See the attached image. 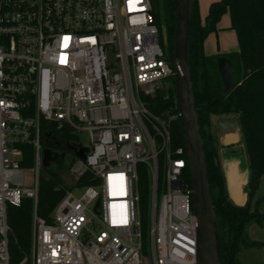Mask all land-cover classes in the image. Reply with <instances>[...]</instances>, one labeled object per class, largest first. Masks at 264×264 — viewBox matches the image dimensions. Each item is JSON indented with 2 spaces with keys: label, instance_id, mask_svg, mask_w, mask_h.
I'll list each match as a JSON object with an SVG mask.
<instances>
[{
  "label": "built area",
  "instance_id": "obj_1",
  "mask_svg": "<svg viewBox=\"0 0 264 264\" xmlns=\"http://www.w3.org/2000/svg\"><path fill=\"white\" fill-rule=\"evenodd\" d=\"M153 2L0 0V264H12L8 211L25 199L31 253L16 264L196 263L187 155L172 141L179 113L150 109L174 77ZM41 121L90 140L85 160L64 158L72 185L48 220L36 214ZM141 165L150 177L145 226Z\"/></svg>",
  "mask_w": 264,
  "mask_h": 264
},
{
  "label": "trees",
  "instance_id": "obj_2",
  "mask_svg": "<svg viewBox=\"0 0 264 264\" xmlns=\"http://www.w3.org/2000/svg\"><path fill=\"white\" fill-rule=\"evenodd\" d=\"M177 0H154L152 15L159 32L164 30L167 39L166 56L171 61ZM227 14L229 29L235 33L238 50L227 55H206L203 45L211 33L218 31L220 18ZM228 59L233 71V86L222 94V85L217 73L216 58ZM190 80L194 96L200 136L206 161L207 180L217 227V247L220 264H240L241 249L262 248L264 242L246 241L248 225L264 226V213L259 211L260 200L253 204L264 176V0H219L210 4L204 22H201L195 0L190 25L189 39ZM166 92L160 93L150 103V109L157 113L162 110L177 112L173 78ZM236 117L242 143L248 161V200L244 206H235L229 199L216 155L214 137L211 132L213 117ZM180 121L172 125V141L175 146H184ZM42 144L51 134L61 145L77 143L76 136L67 126L40 122ZM21 166H33L34 152L30 146L22 147ZM72 155V154H71ZM75 157L72 155L71 159ZM71 162V160L69 161ZM68 163L56 159L55 163L42 169L48 181L40 180L36 204L38 217L48 220L51 212L64 195L65 186L60 172ZM190 182L189 171L185 174ZM85 182V179L81 180ZM150 195V177L145 166L138 167V196L143 224L147 218ZM33 203L22 200L19 207L10 208L8 223L13 235L9 242L11 263H18L31 253Z\"/></svg>",
  "mask_w": 264,
  "mask_h": 264
},
{
  "label": "water",
  "instance_id": "obj_3",
  "mask_svg": "<svg viewBox=\"0 0 264 264\" xmlns=\"http://www.w3.org/2000/svg\"><path fill=\"white\" fill-rule=\"evenodd\" d=\"M194 3L195 0H177L176 3L172 53L173 84L192 186V209L197 220L195 264H220L216 219L207 180L203 142L200 136L190 80L189 39ZM215 62L222 85V94L226 95L234 82L232 66L230 61L224 57L216 58ZM46 138L42 169L52 166L57 158H63L64 155H59L52 150L72 152L78 159L85 160V155L88 153L87 148L74 144L61 145L50 134L46 135ZM40 178L43 181H48L43 172L40 173Z\"/></svg>",
  "mask_w": 264,
  "mask_h": 264
},
{
  "label": "crops",
  "instance_id": "obj_4",
  "mask_svg": "<svg viewBox=\"0 0 264 264\" xmlns=\"http://www.w3.org/2000/svg\"><path fill=\"white\" fill-rule=\"evenodd\" d=\"M227 54L220 53L217 55ZM211 132L215 139L216 155L228 199L236 206H244L247 202L245 188L248 185L249 171L238 119L233 116L213 117L211 119ZM246 257L258 258V264H264V246L248 251ZM240 264H242L241 261Z\"/></svg>",
  "mask_w": 264,
  "mask_h": 264
},
{
  "label": "rangeland",
  "instance_id": "obj_5",
  "mask_svg": "<svg viewBox=\"0 0 264 264\" xmlns=\"http://www.w3.org/2000/svg\"><path fill=\"white\" fill-rule=\"evenodd\" d=\"M197 1V12L198 17L201 22H204L205 17L207 16L208 9L211 3L219 1V0H196ZM218 31L216 33H211L206 40L204 41L203 51L206 55H217L220 53H233L238 50V44L236 40L235 33L229 29V18L228 15H223L218 24H217ZM160 43L162 49L166 52L167 51V39L164 30L161 28L160 30ZM166 88L172 87V83L169 80L164 82ZM174 87V84H173ZM77 144H81L83 147H89L90 140L89 136L86 133H77ZM214 139V138H213ZM215 143V139H214ZM71 159L68 158L67 161ZM64 169L60 172L61 182L66 187H71L72 179L69 176L68 170L66 169V165H63ZM232 171V170H231ZM229 176V175H228ZM233 187V184H231ZM248 187L245 188V194L247 196ZM77 194L78 192H74ZM248 200V197H247ZM260 200L258 205L259 211L264 213V176L261 179L260 187L258 192L253 196L252 204L256 201ZM236 206V205H235ZM244 237L246 241H260L264 242V226L262 228L256 225H248L244 232ZM253 248H243L240 250L238 255L239 260L242 264H258V258H248L246 257L248 251L252 250ZM245 255V257H244ZM263 262V261H262ZM261 262V263H262Z\"/></svg>",
  "mask_w": 264,
  "mask_h": 264
},
{
  "label": "flooded vegetation",
  "instance_id": "obj_6",
  "mask_svg": "<svg viewBox=\"0 0 264 264\" xmlns=\"http://www.w3.org/2000/svg\"><path fill=\"white\" fill-rule=\"evenodd\" d=\"M53 152H55V153H58L59 155H64L63 156V158H60V159H64L65 157H69V158H71V153H69V152H63L62 150H52ZM58 158V159H59Z\"/></svg>",
  "mask_w": 264,
  "mask_h": 264
}]
</instances>
